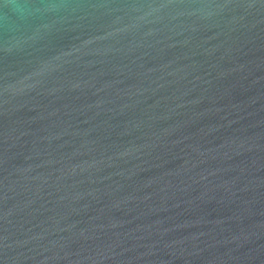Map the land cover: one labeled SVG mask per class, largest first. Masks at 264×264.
Listing matches in <instances>:
<instances>
[{
    "label": "water",
    "instance_id": "water-1",
    "mask_svg": "<svg viewBox=\"0 0 264 264\" xmlns=\"http://www.w3.org/2000/svg\"><path fill=\"white\" fill-rule=\"evenodd\" d=\"M0 264H264V0H0Z\"/></svg>",
    "mask_w": 264,
    "mask_h": 264
}]
</instances>
